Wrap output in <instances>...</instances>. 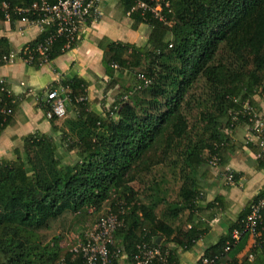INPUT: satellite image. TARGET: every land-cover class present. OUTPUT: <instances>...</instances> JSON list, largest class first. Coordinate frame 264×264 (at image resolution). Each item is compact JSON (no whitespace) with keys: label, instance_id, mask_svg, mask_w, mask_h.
Returning a JSON list of instances; mask_svg holds the SVG:
<instances>
[{"label":"trees","instance_id":"1","mask_svg":"<svg viewBox=\"0 0 264 264\" xmlns=\"http://www.w3.org/2000/svg\"><path fill=\"white\" fill-rule=\"evenodd\" d=\"M161 1L162 22L150 13H131L135 0H119L133 31L147 26L144 46L100 44L109 83L115 85L122 75L129 76L134 82L131 88L104 113H97L90 110L84 80L73 76L51 84L48 90H70L66 113L73 116H67L60 127L57 119L48 120L51 135L27 136L13 161H0V264H82L80 256L63 252L60 237L45 241L41 232L65 215L79 223L106 206L118 216L114 238L128 257L139 244L158 246L152 240L155 236H164L184 251L200 240L196 228H183L192 222L200 198L196 170L206 165V154L217 153L225 165L223 156L233 150L228 132L248 123L241 114L245 104L253 108L255 97L264 100V0ZM35 2L0 0V7L7 4L13 10ZM19 19L12 18L10 25ZM0 21H4L1 9ZM50 32L46 28L27 46L36 48ZM65 45L63 38L55 40L47 53L49 63L77 46L66 50ZM11 51L7 40L1 39L0 59ZM37 58L29 66L40 68ZM4 65L0 62V67ZM139 76L149 82L147 86ZM79 97L83 101L77 102ZM2 101L14 113V99L4 96ZM39 106L45 117L49 104ZM12 116L0 113V135ZM71 153L74 159L68 160ZM166 164L179 168L176 201L167 202L168 189L155 179L143 195L134 191L133 184L145 183L155 168ZM263 166L262 161L259 167ZM263 197L264 189L204 257H217L215 264H264V231L253 246L251 262L240 263L237 258L248 235L225 252L230 233L245 219L249 206ZM162 206L164 210L158 212ZM78 232L82 236L83 228ZM175 255L169 251L168 264H175ZM110 264L120 262L112 258Z\"/></svg>","mask_w":264,"mask_h":264},{"label":"crops","instance_id":"2","mask_svg":"<svg viewBox=\"0 0 264 264\" xmlns=\"http://www.w3.org/2000/svg\"><path fill=\"white\" fill-rule=\"evenodd\" d=\"M100 10L102 18L92 22L82 29L80 40L75 49L58 57L53 62L35 69L21 61L0 67V78L5 79L7 88L16 102L12 121L0 135V161H13L15 150H22L23 140L36 132L51 135V124L45 119L36 96L43 97L44 92L53 83L62 78L77 76L87 84V94L100 90L103 83H109L101 64L102 50L100 44L107 42H123L129 44L145 43L149 30L140 25L136 31L131 29V20L124 16L120 9L119 0H106ZM145 28V30H144ZM41 35L38 28L28 27L20 23L10 25L0 21V40H7L9 47L15 52L21 51L29 43ZM256 107H253L260 116L264 117V100L255 97ZM71 114V113H69ZM73 116V114H71ZM232 139V137H231ZM246 139L250 142L246 131ZM233 142V139H232ZM252 148L241 146L244 151L238 156L234 147L223 156L224 168L231 169L237 176L234 186H217L216 180L204 178L198 180L200 198L193 213L192 222L183 225L184 229L194 227L201 232L200 240L188 251L169 242L164 236H155L158 247L165 252H174L175 264H196L204 256V252L214 246L223 236L228 234L230 224L238 221L239 215L264 189V156H259L255 142ZM237 152V153H236ZM219 198V200H215ZM169 249V250H167ZM253 249V239L249 238L243 251L237 256L240 263L249 261ZM253 259V258H252ZM120 264H130L127 259L119 260Z\"/></svg>","mask_w":264,"mask_h":264},{"label":"built area","instance_id":"3","mask_svg":"<svg viewBox=\"0 0 264 264\" xmlns=\"http://www.w3.org/2000/svg\"><path fill=\"white\" fill-rule=\"evenodd\" d=\"M106 0H59L55 4H51L48 0H38L29 7L14 8L10 10L7 4L0 7L4 13V21L10 23L12 18H20L16 23L23 24L28 27L38 28L42 32L46 28L51 32L44 38L36 48L30 49L28 46L19 52L14 50L8 56L0 59L5 65L13 64L21 61L26 65L35 62L38 55L40 66L49 64L47 53L49 48L58 38L66 41L65 48L69 50L74 44H78L80 34L85 25L99 21L103 13L100 10L101 4ZM161 0H135V5L131 9V13L135 11L141 12L144 16L146 13L152 14L159 21H164L161 13ZM168 8V4H165ZM116 69L117 67L114 66ZM138 79L143 86L148 85V81L142 76ZM140 87H138L139 89ZM70 90L68 88L59 87L55 90H46L43 97L36 96L39 102H47L50 110L46 113L45 119H63L66 117L67 106L70 104ZM12 98L11 92L7 88L5 79L0 78V113L5 117H11L13 111L11 108L2 106L3 97ZM126 99V97L124 98ZM77 102L83 101V98L76 99ZM243 118L247 119L246 131L249 134L250 142H255L259 156H264V117L260 116L256 111L247 104L242 111ZM236 118H233L235 121ZM206 164L210 167L217 168L220 163L218 154H206ZM225 179L231 185L234 184V172L228 168L224 169ZM118 216L110 211L101 216L96 224L86 231L82 240L70 251L74 256H80L82 264H110L111 259H127L130 264H168V253L161 252L158 246H151L142 243L136 246L135 251L128 257L123 248L116 246L114 233L119 227ZM264 231V197L249 206V212L245 219L241 221L239 227L234 229L229 235V241L226 243L225 252H228L232 246H235L242 236L248 235L253 239V246L256 245V239L261 236ZM113 249V251H111ZM217 257L207 258L201 257L196 264H215ZM252 261V256L249 257Z\"/></svg>","mask_w":264,"mask_h":264},{"label":"rangeland","instance_id":"4","mask_svg":"<svg viewBox=\"0 0 264 264\" xmlns=\"http://www.w3.org/2000/svg\"><path fill=\"white\" fill-rule=\"evenodd\" d=\"M145 30V28H144ZM136 45V44H135ZM145 43L139 44L138 47L144 46ZM134 85L133 79L129 76L122 75L120 79H118L117 84L113 85L111 83H103L100 86V90L97 92H93L90 95L87 94L90 110L95 111L97 113H104L108 108L117 100L119 94L123 93L126 88L132 87ZM130 87V88H131ZM195 113L190 114V122L194 121ZM71 117V114H66V117ZM65 117V118H66ZM65 118L60 119L56 122L57 126H61L62 122ZM230 137L233 139L234 147L237 148L236 151L239 152V155H242L244 151L239 150L241 146H247V144H252L246 139V127L237 126L233 131L228 132ZM57 138V137H56ZM55 138V139H56ZM236 152V153H237ZM74 154L71 153L68 160H73ZM67 160V161H68ZM72 162V161H69ZM223 165L219 163L217 168H213L208 166L207 164L202 165L200 168L196 170V178L197 180H204V178H212L216 180L217 186L233 187L234 184L230 185L225 179V172L223 169ZM231 170V169H230ZM235 172V171H234ZM152 179L157 180L158 182L163 181L162 188L168 189V199L167 202L176 201V196L178 190L181 186V180L179 175V168L175 166H170L169 164L161 165L153 170V173L148 175V178L143 181L145 183L139 184L138 182L133 184L134 191L138 192L139 195H143L146 193V188L148 187V183L151 182ZM235 187V186H234ZM165 206L159 207L158 212H162ZM108 211V206L104 207L102 212L96 215H91L87 217L85 220H81L79 223L72 220L73 217L71 215H65L60 220L51 223L50 228L48 230H43L41 232V236L45 239V241H49L54 237H60V246L64 253L70 252L78 243L79 240H82L83 235L86 231L91 229L97 222V220L105 215ZM184 220V217H183ZM74 222V223H73ZM74 224V225H73ZM184 227V226H183ZM83 228L84 233L82 236L79 235V229ZM169 250V249H167Z\"/></svg>","mask_w":264,"mask_h":264}]
</instances>
